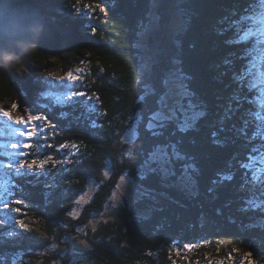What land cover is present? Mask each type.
I'll return each mask as SVG.
<instances>
[{"label":"trees","instance_id":"1","mask_svg":"<svg viewBox=\"0 0 264 264\" xmlns=\"http://www.w3.org/2000/svg\"><path fill=\"white\" fill-rule=\"evenodd\" d=\"M97 4L105 11L95 7ZM246 6V0H192L184 5L191 21V30L183 39L184 66L210 112L198 130L183 136L186 150L202 170L198 194L150 178L143 182L149 195L133 204L118 203L111 210L119 175L127 168L134 174L136 167L128 156L132 146L121 145L122 136L117 133L126 125L139 91V34L151 3L0 0V11L7 18L6 31L0 35V108L16 103L17 108H26L27 118L30 106L48 103L43 93L52 89L44 81L69 72L82 77L77 90L93 97H79L82 103L75 108L62 110L52 105L38 109L36 114L46 115L56 128L44 134L46 139L32 138L31 142L43 144L42 152L54 158L68 152L56 151L65 142L76 144L79 151L69 157L74 163L63 165V173L58 171L61 166L53 169L48 165L46 176L19 181L23 191L17 198L25 203L16 205L22 211L12 215L23 219L31 231L0 241L4 264H13L14 258L15 264H242L249 252L254 264H264L262 213L243 203L250 193L238 188L240 172L234 181L208 191L216 173L227 170L230 157L241 152L239 143L219 148L210 138L222 111L218 106L228 95L224 87L228 79L224 83L217 80L223 69L216 65L231 52L239 54L237 46L224 43L232 33L221 36L216 29L224 16L235 10L234 18H238ZM78 69L82 71L78 73ZM87 106L100 111L88 114ZM93 121L102 127L94 128ZM6 138V133L0 134V144ZM49 144L53 147L48 148ZM140 146L142 140L137 142ZM24 151L28 158L40 155L34 149ZM49 185L54 186L49 189ZM90 192L92 198L78 210L75 200ZM73 211L75 219L69 215ZM38 225L41 231L34 227ZM77 227L83 231L77 233ZM6 230L7 226H0V236ZM32 230L40 236H34ZM76 235L88 242L87 249L77 245L80 254L66 241Z\"/></svg>","mask_w":264,"mask_h":264},{"label":"snow or ice","instance_id":"2","mask_svg":"<svg viewBox=\"0 0 264 264\" xmlns=\"http://www.w3.org/2000/svg\"><path fill=\"white\" fill-rule=\"evenodd\" d=\"M142 2H150L151 8L148 9L147 23L141 24L139 35L149 39L160 35L164 39L155 41L151 62L139 64V79L136 81L139 91L133 100L126 125L117 133L122 136L119 141L121 145L132 146L128 156L136 162V167L134 174L131 168H127L119 175L116 192L112 193L111 210L117 208L120 196L130 199L133 195L139 198L149 195L143 182L150 178L156 179L163 186H169L171 182L172 186L198 194L202 176L196 158L188 153L183 140L184 134L198 130L200 123L210 115L208 105L192 86L193 77L187 72L182 56L183 39L191 22L184 5L192 3V0ZM246 3L247 6L242 9L243 15L234 18L237 12L233 10L219 21L221 27L216 29L221 36L232 33L224 43L237 46L239 54L231 52L221 64L216 65L218 70L223 69L218 71L217 80L224 83L225 78L228 79L224 84L228 95L222 97L224 103L218 106L222 111L210 133L213 145L228 148L239 143L241 152L230 157L226 164L227 170L216 173L208 191L214 192L216 186L234 181L236 173L240 172L238 188L250 193L243 203L248 209H258L262 213L259 222L264 228V0H246ZM88 7L90 10L91 6ZM95 7L101 12L105 11L99 4ZM80 71L77 70L78 73ZM81 79L80 75L69 72L65 76L55 77V80H45L44 83L52 89L43 93L48 103L30 106L27 118L13 117L11 112L0 108V134L6 133L7 137L6 142L0 144V213L5 214L0 216V226H7L0 241L8 237L19 238L22 233L31 231L23 219H16L12 215L21 213V208L16 205L25 203L23 198H17L23 191L19 181L27 180L30 176L37 179L46 176L48 165L53 169L61 166L58 171L63 173V165L74 163L69 157L76 156L79 151L76 144H60L56 148L57 153L64 149L68 152L62 158H54L42 152L43 144H33L31 140L46 139L44 134L56 128L46 115L36 114L39 108L46 109L52 105L60 106L62 110L65 106L75 108L82 103L79 97L87 100L93 98L77 90V82ZM16 108L17 104L13 103L12 109ZM99 111L94 106H87L88 114ZM92 126L102 127L95 121ZM141 140L142 146L137 147V142ZM47 147L53 146L49 144ZM9 148L12 150L9 151ZM25 149H34L40 155L28 158L29 153ZM104 176H108V172H104ZM66 183L71 184L72 181ZM53 186L48 187L51 189ZM52 195L54 193L49 192V196ZM86 195H80L75 204H86ZM69 215L75 219L77 213L73 211ZM76 231L80 233L83 229L77 227ZM66 241L73 246L76 254L81 251L77 245L83 249L88 247V242L79 235L66 237ZM251 256V252L246 253L242 264H254L249 259ZM0 264H4L2 257Z\"/></svg>","mask_w":264,"mask_h":264},{"label":"rangeland","instance_id":"3","mask_svg":"<svg viewBox=\"0 0 264 264\" xmlns=\"http://www.w3.org/2000/svg\"><path fill=\"white\" fill-rule=\"evenodd\" d=\"M157 39H162V36H160V35L153 36V37H151V39H149L148 37H140L138 48L141 51V57H140L141 62H151V59L154 56L153 45ZM211 49L212 48H210V50ZM2 108L4 110L11 112V115L13 117L25 116L26 108H19L18 107L15 110H13L12 106H10V105H5ZM92 195H93V192H90L89 194L86 195L87 201H89L92 198ZM138 198L139 197H137L135 195H133L130 199L125 197V196H120L119 203H122L124 201H128L130 204H133L136 202V200H138ZM82 205H85V204L78 205V210H79V207H82ZM34 227H37V229L41 231L40 225L34 226ZM42 233H43V231H42ZM32 234H34V236H36V237L40 236L39 232H37L35 230H32Z\"/></svg>","mask_w":264,"mask_h":264},{"label":"water","instance_id":"4","mask_svg":"<svg viewBox=\"0 0 264 264\" xmlns=\"http://www.w3.org/2000/svg\"><path fill=\"white\" fill-rule=\"evenodd\" d=\"M6 23H7V18L4 15H2V12L0 11V35L5 33Z\"/></svg>","mask_w":264,"mask_h":264},{"label":"clouds","instance_id":"5","mask_svg":"<svg viewBox=\"0 0 264 264\" xmlns=\"http://www.w3.org/2000/svg\"><path fill=\"white\" fill-rule=\"evenodd\" d=\"M8 61H12V57H7L6 58Z\"/></svg>","mask_w":264,"mask_h":264}]
</instances>
